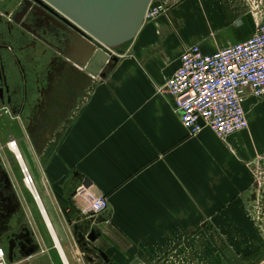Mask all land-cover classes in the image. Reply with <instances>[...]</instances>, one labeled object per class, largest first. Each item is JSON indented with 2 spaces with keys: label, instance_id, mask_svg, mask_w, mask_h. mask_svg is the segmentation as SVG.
Wrapping results in <instances>:
<instances>
[{
  "label": "crops",
  "instance_id": "obj_1",
  "mask_svg": "<svg viewBox=\"0 0 264 264\" xmlns=\"http://www.w3.org/2000/svg\"><path fill=\"white\" fill-rule=\"evenodd\" d=\"M157 1L166 11L145 22L106 78L73 62L56 65L54 89L45 92L38 117L24 126L13 122L18 135L0 133V153L21 212L12 216L13 225L28 224L41 245L36 255L19 256L11 264L51 263L37 258L45 247L33 226L7 134L39 184L41 203L69 261L84 260L71 226L85 217L79 188L107 197L108 209L93 216L102 230L96 244L118 264L138 256L164 264L166 254H200L201 236L209 231L218 238L215 254H223L225 242L240 240L242 220L248 227L241 230L250 232L251 219L243 217L256 186L253 171L264 169V98L248 92L250 128L220 140L208 129L189 135L164 88L184 50L199 45L212 53L244 41L254 34L255 19L244 0ZM1 18L7 15L0 11ZM209 215H214L212 223Z\"/></svg>",
  "mask_w": 264,
  "mask_h": 264
},
{
  "label": "built area",
  "instance_id": "obj_2",
  "mask_svg": "<svg viewBox=\"0 0 264 264\" xmlns=\"http://www.w3.org/2000/svg\"><path fill=\"white\" fill-rule=\"evenodd\" d=\"M244 1L255 19L254 34L212 53L204 52L199 45L189 47L182 52L178 67L166 81L164 91L173 98L189 135L208 129L220 140H226L234 133L248 130L250 121L245 108L248 92L256 99L264 98V0ZM165 11V4L152 0L146 21ZM7 146L18 160L23 182L39 206L41 198L34 178L29 167L21 162V153L14 150L19 149L17 142L11 140ZM77 193L86 201L85 216L99 215L108 209L109 201L104 195L85 188H79ZM0 264H11L7 249L1 244Z\"/></svg>",
  "mask_w": 264,
  "mask_h": 264
},
{
  "label": "flooded vegetation",
  "instance_id": "obj_3",
  "mask_svg": "<svg viewBox=\"0 0 264 264\" xmlns=\"http://www.w3.org/2000/svg\"><path fill=\"white\" fill-rule=\"evenodd\" d=\"M42 2L0 0V11L7 15V19L0 20V46L9 48L14 39H17L14 43L18 46L16 49L15 44L13 45V56L7 49L2 51L4 60L1 61L3 68L0 72V116H6L13 120L12 122L17 121L23 126L25 122L38 117L39 110L45 105V92L54 89L55 75L59 72L56 65L68 66L72 62L66 55L77 40L73 28L61 18V13L55 9L54 12L46 1ZM119 52L122 54L123 49ZM16 56L18 59H15ZM5 138L8 142L15 140L9 134ZM14 189L10 173L0 153V241L4 247L11 239H15L13 234L27 239L31 237V233L27 231H31L28 224L13 225L17 219L12 216L18 212ZM249 209L254 216L256 211L253 213L251 208ZM206 229L209 230L208 223ZM201 239L204 252L200 254H207L206 250L209 251L211 242L218 240L211 231L202 235ZM97 247L101 248L98 245ZM82 255L85 264H112L107 263L97 251ZM217 255L216 258H220V254ZM188 259L191 264V257ZM113 261L116 262L114 259ZM204 263L207 264L206 261ZM263 263L264 254H259L255 264Z\"/></svg>",
  "mask_w": 264,
  "mask_h": 264
},
{
  "label": "water",
  "instance_id": "obj_4",
  "mask_svg": "<svg viewBox=\"0 0 264 264\" xmlns=\"http://www.w3.org/2000/svg\"><path fill=\"white\" fill-rule=\"evenodd\" d=\"M38 1L43 3L42 0ZM44 1L53 11L55 9L61 13V18L75 32L77 40L67 53V58L86 72L106 78L119 61L120 57L116 53L120 54L123 46L134 41L144 27L152 0ZM5 49L9 51L8 46H0V72L3 68L1 61L4 60L2 51ZM99 222L93 216L71 222L73 238L83 254L97 251L107 263L117 264L96 245L102 233L98 227ZM27 231L31 233L30 239L13 234L15 239H11L5 246L11 263L19 256L28 258L40 251L41 245L36 240L35 232L32 229Z\"/></svg>",
  "mask_w": 264,
  "mask_h": 264
},
{
  "label": "rangeland",
  "instance_id": "obj_5",
  "mask_svg": "<svg viewBox=\"0 0 264 264\" xmlns=\"http://www.w3.org/2000/svg\"><path fill=\"white\" fill-rule=\"evenodd\" d=\"M157 18L154 17V19L152 18L150 21H153ZM131 43L132 42H130L129 44ZM129 44L123 46L122 49L128 47ZM12 121L13 120L9 119L6 116H0V133H3L5 135L7 132H15L18 135L19 125H16ZM7 127L11 128L12 130L11 131L2 130L3 128H7ZM21 151L23 153L22 147H21ZM261 156L263 157L264 155H261ZM256 171L257 170L253 171V177H254V180H257V183H256V186L253 187V192H252L253 195H251L250 197V198L253 197L252 199H250L251 207L247 206V210L244 212L245 216L243 217V219L246 220L245 222H247V219L249 220L251 219L253 223L255 224V227H253L254 224L250 220L251 225H252V227L250 226L249 228L250 232H245L244 230L243 231L241 230L242 228L244 229L245 226L246 228L248 227V224L244 223V221L242 220L240 224L241 226H240L239 236H238V239L240 240L234 243L225 242L223 246L224 248L227 247L228 250L225 253L221 252L223 254L219 255L220 258H216L218 255L215 254V244L213 243L209 247L210 254H191V256L190 254H175L176 255L175 257L173 255L169 256L170 254H166V256H164L163 259L161 258L162 262H164V264H189L190 259L188 258L191 257V264H194V263L195 264H202V263L205 264L204 261H206L207 264H255L257 256L259 254H264V169L262 170V172H259V171L256 172ZM255 174H257L256 178H255ZM21 180H22V177L21 175H19V181L21 182ZM34 181L39 191V184L37 180L34 179ZM20 186H22L23 190L27 192L26 193L27 199L31 207V209L29 210L32 211L31 212L32 219H33L32 223L37 231V234L39 235L41 243L45 247L44 249L45 254H38L37 258L40 260L46 259L48 260V263H51V264H63L58 254L59 251L57 252V250L55 249V245L50 236V233L48 229L46 228V225H44L45 221L42 217L43 215L41 216V214L39 213L30 191L26 188L23 182ZM249 207L251 208L253 213L254 211H256L254 215L255 217L251 213ZM208 219L212 223V220L214 219V215H209ZM224 229L229 230V231H234V228H224ZM253 232L255 233L254 236L252 235ZM236 234L237 233L235 232L232 234L230 233V234L225 235V240L226 238L235 236ZM82 261L83 263L85 262L84 260ZM70 262L71 264H77L76 261H72L71 257H70ZM83 263L81 262V264ZM131 263L132 264H153V260H151L150 258H144L143 256H138V257L133 258L131 262L128 261L127 259V261L124 264H131Z\"/></svg>",
  "mask_w": 264,
  "mask_h": 264
},
{
  "label": "bare ground",
  "instance_id": "obj_6",
  "mask_svg": "<svg viewBox=\"0 0 264 264\" xmlns=\"http://www.w3.org/2000/svg\"><path fill=\"white\" fill-rule=\"evenodd\" d=\"M129 44V43H128ZM16 152H18L19 151V149H17V148H15L14 149ZM20 152V151H19ZM21 162L22 163H24L23 162V159L21 160ZM25 164V163H24ZM39 206H40V212H41V214L43 215V217H44V219H45V223H46V226H47V228H48V231H49V233H50V236H51V238L53 239V241H54V245H55V247L57 248V250L59 251L58 253H59V256H60V258H61V260H62V262H63V264H70V261H69V259H68V257H67V254H66V252H65V249H64V247L61 245V243H60V241H59V239H58V237H57V234H56V232L54 231V229H53V227H52V224H51V222H50V220H49V216H48V214H47V212H46V210H45V208H44V206H43V204L41 203V202H39Z\"/></svg>",
  "mask_w": 264,
  "mask_h": 264
}]
</instances>
